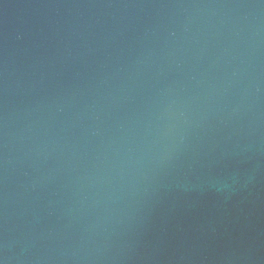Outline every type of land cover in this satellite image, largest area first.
<instances>
[{"label": "water", "instance_id": "obj_1", "mask_svg": "<svg viewBox=\"0 0 264 264\" xmlns=\"http://www.w3.org/2000/svg\"><path fill=\"white\" fill-rule=\"evenodd\" d=\"M0 264H264V0H0Z\"/></svg>", "mask_w": 264, "mask_h": 264}]
</instances>
